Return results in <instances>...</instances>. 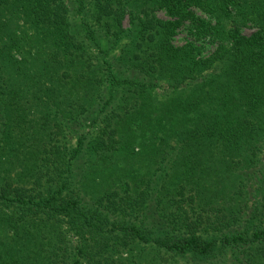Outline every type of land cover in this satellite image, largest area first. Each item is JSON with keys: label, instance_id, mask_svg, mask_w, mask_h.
<instances>
[{"label": "trees", "instance_id": "trees-1", "mask_svg": "<svg viewBox=\"0 0 264 264\" xmlns=\"http://www.w3.org/2000/svg\"><path fill=\"white\" fill-rule=\"evenodd\" d=\"M0 264H264V0H0Z\"/></svg>", "mask_w": 264, "mask_h": 264}, {"label": "rangeland", "instance_id": "rangeland-1", "mask_svg": "<svg viewBox=\"0 0 264 264\" xmlns=\"http://www.w3.org/2000/svg\"><path fill=\"white\" fill-rule=\"evenodd\" d=\"M71 1H73V0H71ZM126 24H127V21H126ZM247 32H249V30H247ZM185 39H187V31L185 29H180L178 31V34L176 35V38H175L176 43L181 45V44H183L185 42ZM211 51H213V47H210L209 49H207L205 51V53L207 54V53H209ZM89 123H90V121L86 122L85 125H81V126H79L77 128H73L72 131L69 132V135H70V138H71V146H74L75 143H77V139H78V136H79L80 133H83L84 131H88V125L87 124H89ZM252 178H253L252 179V184L256 185L257 181H258V179L260 177H252ZM29 185H30V183H29Z\"/></svg>", "mask_w": 264, "mask_h": 264}]
</instances>
